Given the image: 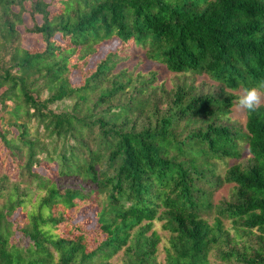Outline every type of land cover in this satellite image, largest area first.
<instances>
[{"label":"trees","instance_id":"trees-1","mask_svg":"<svg viewBox=\"0 0 264 264\" xmlns=\"http://www.w3.org/2000/svg\"><path fill=\"white\" fill-rule=\"evenodd\" d=\"M261 85L264 0H0V264H264Z\"/></svg>","mask_w":264,"mask_h":264},{"label":"rangeland","instance_id":"rangeland-1","mask_svg":"<svg viewBox=\"0 0 264 264\" xmlns=\"http://www.w3.org/2000/svg\"><path fill=\"white\" fill-rule=\"evenodd\" d=\"M33 21L30 19V17L26 14L25 16V25L21 26L20 28L23 30V34L25 36V44L28 47H36V46H41L40 40L38 36H34V35H29L28 33L24 32V27L27 26H32ZM117 45L116 40H114L113 42H106L102 45L101 47V51L99 52V54L97 55V57H100L101 55H103L104 53H106L109 49H113L115 46ZM142 50H135L132 52L131 56L129 57V64L134 67L135 65H138L136 68V72L143 70V71H148V70H157V82L158 83H162L165 82L169 87L172 86L173 82L177 79V77L182 75H177L174 72H170L167 68L164 67H160L159 65H155L151 62L146 61V58L143 57L141 55ZM95 57V58H97ZM94 58V59H95ZM92 60L91 64H93ZM204 77H200L198 76L196 81L197 83H200L203 80ZM73 79L77 80L79 79V74L78 73H74L73 74ZM259 95H260V102L259 104L264 103V92L263 91H258ZM244 94V92H241V96ZM258 104V105H259ZM231 119L233 122H236L238 124H241L242 126H244L245 122H246V109L242 108L239 103H237V105L233 108V112L231 113ZM243 158H248V152L247 149L245 147V150H243ZM40 171L45 172L46 170L44 168H38ZM231 191H232V185L231 184H225L220 190H218L215 193L214 196V200L215 202H219L221 200H226L230 198L231 195ZM94 211L91 212V214ZM94 214V213H93ZM163 221L161 220H155L154 221V226L153 229H155L159 235L161 236V242L159 244V250L157 253V261L160 264H166V248L168 246H170V235L171 233L168 230H165L163 228ZM115 261H118L119 264L121 263L118 256L114 257Z\"/></svg>","mask_w":264,"mask_h":264},{"label":"clouds","instance_id":"clouds-1","mask_svg":"<svg viewBox=\"0 0 264 264\" xmlns=\"http://www.w3.org/2000/svg\"><path fill=\"white\" fill-rule=\"evenodd\" d=\"M261 87H264V85H261ZM259 102L260 95L255 86L246 88L244 94L238 99L239 105L242 108L247 109L249 112L255 111Z\"/></svg>","mask_w":264,"mask_h":264}]
</instances>
